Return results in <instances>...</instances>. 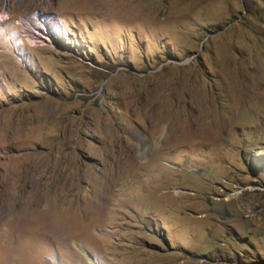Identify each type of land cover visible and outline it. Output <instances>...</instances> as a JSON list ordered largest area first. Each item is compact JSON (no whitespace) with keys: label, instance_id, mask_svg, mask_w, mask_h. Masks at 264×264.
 Returning <instances> with one entry per match:
<instances>
[{"label":"rangeland","instance_id":"1","mask_svg":"<svg viewBox=\"0 0 264 264\" xmlns=\"http://www.w3.org/2000/svg\"><path fill=\"white\" fill-rule=\"evenodd\" d=\"M86 1L0 0V264H264V0Z\"/></svg>","mask_w":264,"mask_h":264},{"label":"built area","instance_id":"2","mask_svg":"<svg viewBox=\"0 0 264 264\" xmlns=\"http://www.w3.org/2000/svg\"><path fill=\"white\" fill-rule=\"evenodd\" d=\"M19 35L26 45L31 48L43 47L51 42L52 32L49 22L41 16L32 13H23L17 20Z\"/></svg>","mask_w":264,"mask_h":264},{"label":"bare ground","instance_id":"3","mask_svg":"<svg viewBox=\"0 0 264 264\" xmlns=\"http://www.w3.org/2000/svg\"><path fill=\"white\" fill-rule=\"evenodd\" d=\"M81 1V0H79ZM134 1L136 0H89V1H86L84 4L86 6H92L93 8H98L100 6V9H107V11L111 10L113 13L115 14H122V15H128V14H131V13H135V8H131L130 9V6L131 3H133ZM126 3V4H125ZM99 4V5H98ZM98 5V6H97ZM6 6H7V2H6ZM132 6V5H131ZM91 7V8H92ZM129 8V9H128ZM102 11V10H101ZM129 16V15H128ZM1 20V19H0ZM232 200V199H231ZM35 214V213H34ZM37 217V216H36ZM35 217V218H36ZM87 217V216H86ZM38 220V218H37ZM24 221L27 223V220L24 219ZM31 221V220H30ZM32 222V221H31ZM34 221V225L35 227L36 226H39L41 223L40 221ZM135 253V252H134ZM140 256V255H139Z\"/></svg>","mask_w":264,"mask_h":264}]
</instances>
